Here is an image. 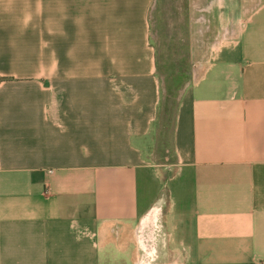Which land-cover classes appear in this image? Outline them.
Returning <instances> with one entry per match:
<instances>
[{
    "label": "crops",
    "instance_id": "crops-1",
    "mask_svg": "<svg viewBox=\"0 0 264 264\" xmlns=\"http://www.w3.org/2000/svg\"><path fill=\"white\" fill-rule=\"evenodd\" d=\"M0 264H264V0H0Z\"/></svg>",
    "mask_w": 264,
    "mask_h": 264
},
{
    "label": "rangeland",
    "instance_id": "rangeland-1",
    "mask_svg": "<svg viewBox=\"0 0 264 264\" xmlns=\"http://www.w3.org/2000/svg\"><path fill=\"white\" fill-rule=\"evenodd\" d=\"M114 61L119 62L117 59H114ZM189 61L190 59L185 57H156L154 62L158 71L156 76L160 86L156 131L166 148L161 149V151L172 160L174 159L172 143L174 117L178 100L186 82L190 79V72L187 71Z\"/></svg>",
    "mask_w": 264,
    "mask_h": 264
}]
</instances>
